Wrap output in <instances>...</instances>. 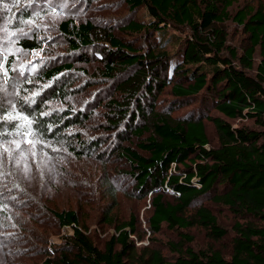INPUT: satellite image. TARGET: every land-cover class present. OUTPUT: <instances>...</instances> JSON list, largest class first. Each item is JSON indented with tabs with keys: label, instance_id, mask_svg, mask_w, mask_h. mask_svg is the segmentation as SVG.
<instances>
[{
	"label": "trees",
	"instance_id": "trees-1",
	"mask_svg": "<svg viewBox=\"0 0 264 264\" xmlns=\"http://www.w3.org/2000/svg\"><path fill=\"white\" fill-rule=\"evenodd\" d=\"M122 1L135 14L142 10L136 19L130 17L124 31L145 39L154 36V44L127 43L132 50L105 47L98 40L97 25L89 19L78 23L64 20L58 29L68 40L73 60L88 61L84 50L91 46L101 45L106 52L100 78L115 81L111 85L120 97H110L105 103L110 110L106 124L121 140L139 138L137 147L145 152L139 154L120 145L123 157L135 170L137 186L147 189L144 195L150 192V235L163 225L170 229L197 225L216 240L227 235V229L205 205L186 215L199 197L208 195L233 216L230 253L224 255L212 247L195 249L189 244L192 236L184 233L185 243H168L175 252L172 264H264V4L248 0L232 13L228 8L235 0ZM228 19L247 35L248 44L241 53L228 43L223 27ZM104 34L109 40L113 37L110 32ZM18 41L25 48L39 47L35 35ZM257 48L259 58L255 61ZM40 69L38 76L51 81L75 71L72 62ZM121 70L127 73L119 78ZM171 82L170 93L176 100L204 99L212 94L208 103L219 115L208 119L215 128L216 146L209 145L204 124L207 116L147 115L145 100ZM64 86L56 87L53 94L64 97ZM19 103L26 113L32 110L33 127L45 139L61 138L70 124L85 116L70 105L66 112L56 110L47 115L41 112L39 102L33 109L23 99ZM224 118L250 119L255 127L233 125ZM146 130L149 134L140 138ZM153 187L162 192L153 194ZM168 191L174 195L173 201L164 199ZM50 213L58 225L70 230L42 264H170L162 250L151 245L156 243L152 238L138 244L142 237L132 216L114 223V231L99 246L75 209L53 208Z\"/></svg>",
	"mask_w": 264,
	"mask_h": 264
},
{
	"label": "rangeland",
	"instance_id": "rangeland-1",
	"mask_svg": "<svg viewBox=\"0 0 264 264\" xmlns=\"http://www.w3.org/2000/svg\"><path fill=\"white\" fill-rule=\"evenodd\" d=\"M246 1L235 0L228 10L234 13ZM252 1L264 4V0ZM141 12H131L122 0H0V264H42L54 252L61 236L69 233L70 228L58 225L50 213L53 208L75 209L99 246L114 231V223L132 216L142 237L138 244H146L152 238L156 243L151 245L160 248L170 264L175 260V252L168 243H185L184 233L192 236L189 244L195 249L212 247L224 255L230 253L233 216L227 207L208 195L199 197L186 215L189 217L196 206L205 205L219 225L227 229V235L216 240L197 225L184 229L163 225L159 232L150 235V192L144 195L147 189L137 186L135 170L123 157L120 145L139 154L145 152L137 147L139 138L121 140L106 124V112L110 110L105 103L110 97L120 98L111 85L115 81L100 78L106 52L97 43L98 47L83 49L88 61L73 60L68 40L58 29L64 20L78 23L89 19L97 25L98 40L105 47L132 50L127 43L148 47L154 44V36L145 39L124 31L130 17L136 19ZM223 27L228 43L241 53L248 44L244 30L231 19ZM105 32H110L111 40ZM33 35L39 39L38 48L20 45L18 40ZM254 58H259L258 48ZM61 62H72L75 71L64 72L54 81L38 76L40 67ZM118 73L121 78L127 71ZM64 84L65 96L54 95V89ZM171 85L172 82L165 84L145 100L147 115L162 112L174 117L207 116L204 124L209 145L216 146L215 128L208 119L219 115L208 103L212 94L204 99L176 100L170 93ZM20 99L31 109L39 102L41 112L47 115L56 110L66 112L70 105L85 116L70 124L61 138L45 139L33 127L32 110L26 113ZM227 120L233 125L255 127L250 119ZM148 134L146 130L140 138ZM153 189V194L162 192L160 187ZM163 197L174 200L170 191L164 192Z\"/></svg>",
	"mask_w": 264,
	"mask_h": 264
}]
</instances>
